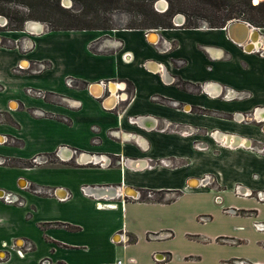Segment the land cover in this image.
Masks as SVG:
<instances>
[{"label": "crops", "instance_id": "1", "mask_svg": "<svg viewBox=\"0 0 264 264\" xmlns=\"http://www.w3.org/2000/svg\"><path fill=\"white\" fill-rule=\"evenodd\" d=\"M234 28L243 40L246 27ZM260 29L246 42L224 27L182 24L47 28L21 46L17 34L0 35V159L10 160L0 163V190L22 200L0 199V256L9 252L0 264H170L171 254L155 252L160 241L149 238L169 233L162 207L198 192L201 178L220 188L229 174L251 193L242 197L254 201L264 231ZM43 60L46 69L29 71ZM99 81L113 87L98 92L91 84ZM30 86L45 98L29 95ZM42 155L55 162L27 166ZM148 192L168 197L140 201ZM139 242L140 259L127 254Z\"/></svg>", "mask_w": 264, "mask_h": 264}, {"label": "rangeland", "instance_id": "2", "mask_svg": "<svg viewBox=\"0 0 264 264\" xmlns=\"http://www.w3.org/2000/svg\"><path fill=\"white\" fill-rule=\"evenodd\" d=\"M159 1L164 2L163 7L160 3L158 4ZM185 1V10L175 13L173 17L181 15L186 24L191 22L194 25L208 26V16L213 15V10L203 4L201 0ZM260 1L262 0H258L256 3ZM59 3L62 7L75 12L83 9L78 0H60ZM252 3L256 4L254 0H252ZM150 6L157 12H164L169 6V1L120 0L117 3L118 8L112 9L111 6L100 4L98 15H95L93 10H87L82 18L96 24H108L112 28L128 25L143 26V11H147ZM0 8L9 13V15L0 14V35L17 34L19 36L16 39L18 46H21L20 41L24 39L30 41L32 36L37 35L44 29H51L52 25L48 20L27 18L23 22L21 30H12L11 17L13 18L16 15L15 12L27 15L31 13L30 8L21 3H3L0 4ZM242 19L244 18L231 20ZM29 20L40 22L42 24L40 30H27L26 22ZM256 27H260L261 33L264 35V26ZM0 39L2 43L7 41L3 37H0ZM47 66V62L44 60L33 61L29 71H41L46 69ZM17 72H20V70ZM31 88L37 89L35 87ZM246 116L249 117L248 114ZM48 157L49 160L43 162V164L49 165L50 162H55L53 157ZM1 160H3V163H10V160L6 158ZM29 161L26 163L27 166L33 164L31 159ZM236 178L240 177L235 174L221 176L220 183L218 182L220 188L213 184L214 181H211L210 178H201V187L198 192L183 193L174 202L163 206L162 224L163 228L169 233L162 237L149 235L151 240L160 241L157 245L158 251L155 252H169L172 256L170 264H239L238 260H242L247 264H264V231L259 230L262 229L260 227L257 229L255 225L263 219L254 217V211H257V208L254 207V201L242 197L243 195L250 196L251 193L246 191L247 189L243 190L236 186V182L242 184V179L235 181ZM224 186L228 188L232 186L230 187L232 189L222 191L221 189ZM179 194L175 192L172 196L175 197ZM236 194L238 195L236 196ZM152 195L153 197H163V199L164 196L168 197V195L160 193H152ZM252 197L258 201L263 200L260 199L259 195L254 194ZM143 246V242H139L135 247L130 248L127 254L135 255L140 259L139 253ZM13 248L17 249L15 246ZM7 254L9 252L6 251L4 257L0 256V261L4 260ZM119 257L121 260H125V256H122L121 253Z\"/></svg>", "mask_w": 264, "mask_h": 264}, {"label": "trees", "instance_id": "3", "mask_svg": "<svg viewBox=\"0 0 264 264\" xmlns=\"http://www.w3.org/2000/svg\"><path fill=\"white\" fill-rule=\"evenodd\" d=\"M83 9L79 12L69 10L60 5V0H0L3 3H21L30 8L27 15L15 12L16 15L11 17L12 30H21L22 24L27 18L48 20L51 23L52 30H85L99 29L107 30L108 24H96L93 21H86L83 17L87 10H93L98 15V6L105 4L111 6L112 9L118 8L117 3L120 0H78ZM169 6L164 12H157L152 7L147 11H143V26L128 25V28H171L174 27L171 19L177 12L185 10V0H168ZM203 4L209 6L213 10V15L208 16L209 27H224L227 22L235 18H244L253 25L264 26V0L253 4L252 0H201ZM9 15L0 8V14ZM93 14V13H92ZM30 15V16H28ZM99 19V18H98ZM186 22V21H185ZM183 23V27H196L193 23ZM173 198L165 199L171 201ZM140 201H164L163 197H148L141 194Z\"/></svg>", "mask_w": 264, "mask_h": 264}, {"label": "built area", "instance_id": "4", "mask_svg": "<svg viewBox=\"0 0 264 264\" xmlns=\"http://www.w3.org/2000/svg\"><path fill=\"white\" fill-rule=\"evenodd\" d=\"M184 23V21L182 22V24ZM224 28H225V26H224ZM255 29H256V27H255ZM260 28L259 27H257V29L256 30H259ZM23 66H17V67H15V68H13V70L14 71H18V70H20L21 68H22ZM65 82H66V84L68 85V86H72L73 85V78H71V77H67L66 79H65ZM108 84L109 85H111V82L110 81H99V82H97V83H93V84H91L93 87L94 86H98V85H100V86H102V87H104L105 89L107 88V86H108ZM113 86L111 85V88H112ZM26 92L29 94V95H31V96H34V97H40V98H45V96H46V93L44 92V91H42V90H40V89H33V88H31V87H27L26 88ZM110 96H112L111 95V93H109L107 96H105L104 97V100H108L109 99V97ZM106 100V101H107ZM40 159H42V160H40ZM32 162L33 163H43V162H46V161H48L49 160V157L47 156V155H42V156H35V157H33L32 159ZM0 163H3V160H1L0 159ZM99 164H101V163H99ZM81 190H82V192L83 193H85V194H87V193H89L90 192V190L87 188V187H82L81 188ZM236 195H238V194H236ZM133 197H136L137 195H132ZM141 196V195H140ZM140 196H139V198H140ZM146 196H148V197H152L153 195H152V193L151 192H148L147 194H146ZM0 199L2 200V201H4V202H6V203H17V204H20L21 202H22V200H20L16 195H13L12 193H10V192H5V191H2V190H0ZM99 206H104V204H99ZM262 225V224H261ZM259 225L258 224H256V228L257 229H259ZM17 248V247H16ZM17 251L18 252H20V249L19 248H17ZM4 257V256H3ZM154 257V260L155 261H157V262H159V261H163V260H165L166 258H167V256L165 255V254H163V255H158V256H156V255H154L153 256ZM2 258V257H1ZM119 262V261H118ZM239 264H247V263H245L244 261H242V260H238L237 261ZM40 264H49V261L47 260V259H42L41 261H40Z\"/></svg>", "mask_w": 264, "mask_h": 264}, {"label": "water", "instance_id": "5", "mask_svg": "<svg viewBox=\"0 0 264 264\" xmlns=\"http://www.w3.org/2000/svg\"><path fill=\"white\" fill-rule=\"evenodd\" d=\"M161 1H159L158 2V4L160 3ZM181 19V20H180ZM178 20H180V21H178ZM1 21V20H0ZM29 22H35L34 20H29V21H27L26 22V25H27V23H29ZM36 22H38V21H36ZM172 22H173V24L175 25V24H178V25H181L182 24V22H183V19L181 18V15H175L174 17H173V19H172ZM40 23V22H39ZM236 24H238V25H242V26H244V27H246V28H248L249 29V31L252 33V32H255V27H253V25H251L249 22H247V21H244V20H230L229 22H227V24L225 25V29H226V31H227V33H228V35L230 36V38L232 39V40H234L235 42H244V41H240V40H238V38L235 36V33L233 32L234 31V26H233V28H232V25H236ZM154 30L155 29H151L150 31H152V32H154ZM239 37V36H238ZM248 38H249V36H248ZM247 38V39H248Z\"/></svg>", "mask_w": 264, "mask_h": 264}, {"label": "bare ground", "instance_id": "6", "mask_svg": "<svg viewBox=\"0 0 264 264\" xmlns=\"http://www.w3.org/2000/svg\"><path fill=\"white\" fill-rule=\"evenodd\" d=\"M258 0H254V2L256 3ZM162 3H163V5H162ZM160 2V4H161V6L163 7L164 6V2ZM181 18H182V16H181ZM181 20V19H180ZM180 20H178V21H180ZM41 23H39V22H29V23H27V25H26V29L27 30H32V31H37V30H40V28H41ZM233 26L235 27V26H239L238 24H236V25H232V28H233ZM240 26H242V25H240ZM242 27H244V26H242ZM246 31H247V34L249 33V29L248 28H246ZM149 32H152V31H149ZM234 33H235V30L233 31ZM246 34V33H245ZM247 34L245 35V37L244 38H246L245 39V41H244V38H243V40H241V41H244V42H246V40H247V38H248V36H249V34H248V36H247ZM255 35V34H254ZM259 36V35H258ZM261 37V36H260ZM258 38V37H257ZM261 39V38H260ZM149 40L150 41H152V42H155L157 39H156V34H154V33H151V35L149 36ZM257 41V40H256ZM259 42H256V44H258ZM252 47H254V43L251 45ZM259 46V45H258ZM23 64V66H26V65H24L25 63L23 62L22 63ZM116 86V85H115ZM99 88H95V90H97L98 92L101 90V87L100 86H98ZM116 88V87H115ZM96 91V93H98ZM12 106H14L15 104L14 103H12L11 104ZM193 183H196V185H198V183H199V181L198 180H193ZM191 184V183H190ZM127 192H128V194L130 193V194H135L134 193V191H132V190H129V189H127L126 190Z\"/></svg>", "mask_w": 264, "mask_h": 264}, {"label": "flooded vegetation", "instance_id": "7", "mask_svg": "<svg viewBox=\"0 0 264 264\" xmlns=\"http://www.w3.org/2000/svg\"><path fill=\"white\" fill-rule=\"evenodd\" d=\"M80 161H83V158H82ZM190 185H193V184H192V182H191V184H190ZM124 191H126V190H124ZM127 194H128V193H127ZM129 195H130V194H129Z\"/></svg>", "mask_w": 264, "mask_h": 264}]
</instances>
